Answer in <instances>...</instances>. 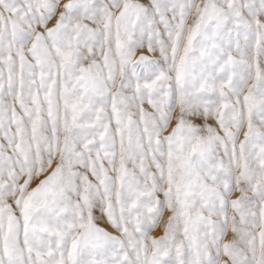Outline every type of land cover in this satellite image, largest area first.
Listing matches in <instances>:
<instances>
[{
	"label": "snow or ice",
	"instance_id": "obj_1",
	"mask_svg": "<svg viewBox=\"0 0 264 264\" xmlns=\"http://www.w3.org/2000/svg\"><path fill=\"white\" fill-rule=\"evenodd\" d=\"M0 264H264V0H0Z\"/></svg>",
	"mask_w": 264,
	"mask_h": 264
}]
</instances>
